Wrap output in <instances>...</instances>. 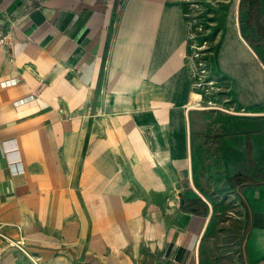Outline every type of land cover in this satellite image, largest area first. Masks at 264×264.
Masks as SVG:
<instances>
[{"label":"crops","instance_id":"1","mask_svg":"<svg viewBox=\"0 0 264 264\" xmlns=\"http://www.w3.org/2000/svg\"><path fill=\"white\" fill-rule=\"evenodd\" d=\"M184 1L0 0V264H199L215 207L264 264V112L209 106Z\"/></svg>","mask_w":264,"mask_h":264},{"label":"rangeland","instance_id":"2","mask_svg":"<svg viewBox=\"0 0 264 264\" xmlns=\"http://www.w3.org/2000/svg\"><path fill=\"white\" fill-rule=\"evenodd\" d=\"M184 2L190 25L188 50L203 74V83L208 89L207 101L211 102L209 106L216 105L215 108L223 112L242 110H250L253 113L264 112V97H260L256 91H251L255 93L251 105L257 109L231 107L238 102L240 106L244 104L242 96L239 95L242 93L241 89L247 91L248 85L253 82L248 79V71L255 73L260 71L258 68L260 67L262 71L260 80L264 87V47L261 45V39L264 38V0H258L254 15L250 12V0H185ZM237 33L245 40L247 37L253 42L249 45L255 59L241 44L245 51L239 45ZM246 52L254 60L249 58ZM259 130L255 129L251 134L259 133ZM213 135L243 136L244 133L242 131L224 133L219 129ZM240 146L245 150L248 148L246 142ZM251 153V160L256 162L257 171L264 173V154L253 151V148ZM256 178L264 181V175ZM232 212L231 208L226 214L232 215ZM226 214H219L218 207L213 209L212 222L202 238L199 264L251 263L247 246L251 237L247 229L248 224L242 235V227H236L230 223V220L226 221Z\"/></svg>","mask_w":264,"mask_h":264},{"label":"trees","instance_id":"3","mask_svg":"<svg viewBox=\"0 0 264 264\" xmlns=\"http://www.w3.org/2000/svg\"><path fill=\"white\" fill-rule=\"evenodd\" d=\"M257 7H258V0H250V12H251V14L254 15L255 10H256ZM246 39H247V41L249 43H251V44L253 43L247 37H246ZM261 45H262V47H264V38L261 39ZM248 154L250 156V148L248 149ZM230 182H231V185L237 187V192L241 196V201H242V203H243V205L245 207H247V203H246L245 199L242 196V191H241L242 188L246 184H250L252 186H257V185H260L261 184L260 182L254 181V180H252L251 178H249L248 176H246L244 174H237V175H235L234 177L231 178ZM247 229H246V231H247Z\"/></svg>","mask_w":264,"mask_h":264},{"label":"bare ground","instance_id":"4","mask_svg":"<svg viewBox=\"0 0 264 264\" xmlns=\"http://www.w3.org/2000/svg\"><path fill=\"white\" fill-rule=\"evenodd\" d=\"M237 38H238V40H239V43L246 49V51H248L250 54H251V56H253L254 57V59H255V55H254V53H253V50H252V48L250 47V45L239 35V33H237ZM252 57V58H253ZM192 108V107H191ZM194 108V107H193Z\"/></svg>","mask_w":264,"mask_h":264}]
</instances>
